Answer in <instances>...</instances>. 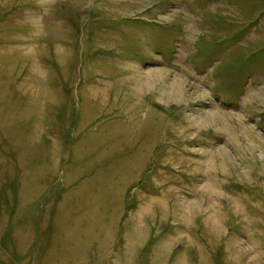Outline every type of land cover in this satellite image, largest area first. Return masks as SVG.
Listing matches in <instances>:
<instances>
[{"label":"rangeland","instance_id":"obj_1","mask_svg":"<svg viewBox=\"0 0 264 264\" xmlns=\"http://www.w3.org/2000/svg\"><path fill=\"white\" fill-rule=\"evenodd\" d=\"M0 264H264V0H0Z\"/></svg>","mask_w":264,"mask_h":264}]
</instances>
